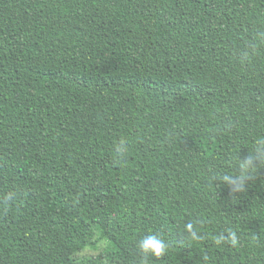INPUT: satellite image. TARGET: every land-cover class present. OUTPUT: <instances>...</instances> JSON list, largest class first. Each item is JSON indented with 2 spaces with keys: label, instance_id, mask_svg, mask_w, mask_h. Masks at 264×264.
<instances>
[{
  "label": "trees",
  "instance_id": "1",
  "mask_svg": "<svg viewBox=\"0 0 264 264\" xmlns=\"http://www.w3.org/2000/svg\"><path fill=\"white\" fill-rule=\"evenodd\" d=\"M261 137L264 0H0V264H264Z\"/></svg>",
  "mask_w": 264,
  "mask_h": 264
},
{
  "label": "clouds",
  "instance_id": "2",
  "mask_svg": "<svg viewBox=\"0 0 264 264\" xmlns=\"http://www.w3.org/2000/svg\"><path fill=\"white\" fill-rule=\"evenodd\" d=\"M254 51L255 47H253L247 55H251ZM262 162H264V137L255 140L246 157H238L234 165L235 174L224 172L222 175L215 177V179L218 178L222 185H226L233 195L242 193L246 191L247 181L253 179V170ZM184 230L188 238L193 241L201 238L200 233L193 223L185 224ZM214 239L217 245L224 242H230L232 245L237 243L236 233L232 231H230L227 236L221 233L215 236ZM136 247L141 257L146 261L149 258L159 259L165 256L168 252L169 245L158 233H151L141 238L137 242Z\"/></svg>",
  "mask_w": 264,
  "mask_h": 264
},
{
  "label": "rangeland",
  "instance_id": "3",
  "mask_svg": "<svg viewBox=\"0 0 264 264\" xmlns=\"http://www.w3.org/2000/svg\"><path fill=\"white\" fill-rule=\"evenodd\" d=\"M106 243H98L97 247L95 248H86L84 251H82L79 255L80 256H93L98 254L101 250H103L104 248H106Z\"/></svg>",
  "mask_w": 264,
  "mask_h": 264
}]
</instances>
